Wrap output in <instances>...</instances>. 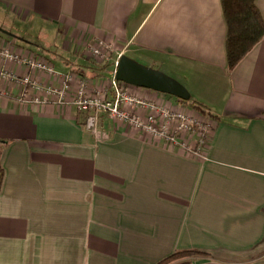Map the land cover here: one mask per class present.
I'll use <instances>...</instances> for the list:
<instances>
[{
    "label": "crops",
    "instance_id": "1",
    "mask_svg": "<svg viewBox=\"0 0 264 264\" xmlns=\"http://www.w3.org/2000/svg\"><path fill=\"white\" fill-rule=\"evenodd\" d=\"M255 2L264 19V0ZM0 9L60 34L55 65L25 37L0 33V44L56 71L0 57V264H154L187 248L205 254L186 264H264V35L228 69L220 0H0ZM95 40L112 45L109 76L96 75L86 47ZM120 54L159 64L210 108L203 154L105 113L87 130L84 114L47 91L63 76L71 88L81 79L104 86ZM25 74L42 89L22 83Z\"/></svg>",
    "mask_w": 264,
    "mask_h": 264
},
{
    "label": "built area",
    "instance_id": "2",
    "mask_svg": "<svg viewBox=\"0 0 264 264\" xmlns=\"http://www.w3.org/2000/svg\"><path fill=\"white\" fill-rule=\"evenodd\" d=\"M86 47L90 55L98 62L109 60L112 51L110 43L95 40L87 42ZM0 57L25 63L30 70H44L50 74L56 72L53 64L46 58L36 57L28 52L21 55L8 41L0 44ZM5 75L9 76L6 73ZM20 81L22 83L32 81L35 87L42 89L41 86L35 84V81L33 82L30 75H23ZM47 91L56 93L58 100L71 103L76 108L77 114H84L83 125L87 130L97 131L100 115L105 113L126 127L146 131L154 137L163 138L169 144L180 143L193 151L195 155L203 154L209 132L213 127V121L210 118H205L206 122H196L198 132L188 135L197 136V139L189 144L184 136H187L185 132L193 127L194 122L187 117V114L179 108H170L130 93L124 87V82L115 78L114 71L104 86H97L86 79H81L75 87L71 88L68 77L63 76V82L59 88L53 90L48 88ZM137 108H144L145 114L140 115L136 111Z\"/></svg>",
    "mask_w": 264,
    "mask_h": 264
},
{
    "label": "trees",
    "instance_id": "3",
    "mask_svg": "<svg viewBox=\"0 0 264 264\" xmlns=\"http://www.w3.org/2000/svg\"><path fill=\"white\" fill-rule=\"evenodd\" d=\"M220 4L226 25V63L227 68L231 69L264 35V19L255 0H220ZM46 59L49 60L48 58ZM109 64L110 62H94V66L97 67L98 70H101L96 75H102L103 70L106 69ZM166 94L174 97L181 103L189 105L203 117L214 118V114L210 108L202 101L191 96L188 99H180L174 95ZM5 142L6 140L4 138H0V187L3 179L1 147ZM196 254L205 253L197 248L177 249L160 258L154 264H186L189 261V257Z\"/></svg>",
    "mask_w": 264,
    "mask_h": 264
},
{
    "label": "rangeland",
    "instance_id": "4",
    "mask_svg": "<svg viewBox=\"0 0 264 264\" xmlns=\"http://www.w3.org/2000/svg\"><path fill=\"white\" fill-rule=\"evenodd\" d=\"M3 9H0V28L3 31H7L10 34H6L0 31V33L8 36V38H15L17 41H21L19 37H25L26 40H30L31 45H33L36 49H40L44 54L48 55L55 63V65L59 62V56L55 55L52 52L55 48L54 44L58 41L60 34L58 33L57 26L52 25L50 21L39 20L34 21L32 18L29 20H21L20 18H10V15L3 12ZM91 56V55H90ZM94 59V58H93ZM136 61L141 62L139 58H134ZM108 61V60H107ZM105 61V62H107ZM152 65L153 67H158L159 64L155 62L146 63ZM111 74L109 69L103 70V76H109ZM162 95H167L165 92L159 91ZM170 107V106H169ZM175 108V107H170ZM182 112L187 114V117L194 122L192 128H190L185 133L188 134H196L198 132V127L196 122H206L207 119L201 116L197 111H186L182 107H177Z\"/></svg>",
    "mask_w": 264,
    "mask_h": 264
},
{
    "label": "water",
    "instance_id": "5",
    "mask_svg": "<svg viewBox=\"0 0 264 264\" xmlns=\"http://www.w3.org/2000/svg\"><path fill=\"white\" fill-rule=\"evenodd\" d=\"M114 76L123 82L165 92L180 99L190 97L186 87L177 79L159 68L140 63L126 54L118 56Z\"/></svg>",
    "mask_w": 264,
    "mask_h": 264
}]
</instances>
